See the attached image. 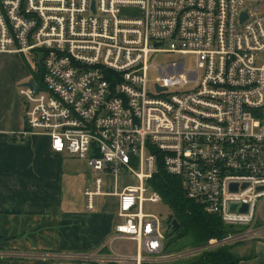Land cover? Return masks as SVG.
<instances>
[{
	"label": "built area",
	"instance_id": "obj_1",
	"mask_svg": "<svg viewBox=\"0 0 264 264\" xmlns=\"http://www.w3.org/2000/svg\"><path fill=\"white\" fill-rule=\"evenodd\" d=\"M264 0H0V53L39 56L40 91L20 89L27 131L95 174L135 177L119 195L121 222L94 252L45 255L58 264H176L222 245L264 239ZM136 9L137 15L123 14ZM245 15V18H244ZM198 58L151 66L156 54ZM158 79L149 89V71ZM190 87L181 91L178 88ZM159 163L186 197L237 229L164 254ZM104 180L87 189L88 209ZM236 189L234 190V188ZM149 195V197H148ZM232 206L236 210L232 211ZM247 206V211L241 210ZM134 242L135 253L114 250ZM0 252V257L6 256Z\"/></svg>",
	"mask_w": 264,
	"mask_h": 264
},
{
	"label": "crops",
	"instance_id": "obj_2",
	"mask_svg": "<svg viewBox=\"0 0 264 264\" xmlns=\"http://www.w3.org/2000/svg\"><path fill=\"white\" fill-rule=\"evenodd\" d=\"M4 98L0 91V105ZM1 108L0 252L7 255L0 257V264H58L44 256L94 252L121 222L122 192H117V185L115 192H103L89 210L85 191L91 182L80 176L75 158L54 152L46 134L24 135L21 108V123L9 127V119L2 117L12 113ZM116 243L114 250L121 252ZM256 243L255 257L240 264H259Z\"/></svg>",
	"mask_w": 264,
	"mask_h": 264
},
{
	"label": "rangeland",
	"instance_id": "obj_3",
	"mask_svg": "<svg viewBox=\"0 0 264 264\" xmlns=\"http://www.w3.org/2000/svg\"><path fill=\"white\" fill-rule=\"evenodd\" d=\"M261 12L264 13V5L261 6ZM123 14L126 15H137L138 11L136 9L123 10ZM39 56L34 57L32 55L23 56L21 54H8V53H0V91L3 92L5 96L4 102L0 105L1 109L4 110L6 107L12 113L7 114V116L2 117L3 120L9 119V127H13V125H19L21 123L20 118V108L22 111L26 112L28 107L27 100L20 95V89L22 86L30 81L35 80L37 83H41L40 80L43 76L42 67L40 65ZM184 62L186 65L187 71H196L197 70V62L198 58L195 55H187L186 57L179 54H156L152 55L149 59L151 66H166L172 63ZM158 74L156 70L151 69L149 71L148 79H149V89H151L156 80L158 79ZM190 87H179L178 89L181 91L188 90ZM8 103V104H7ZM4 104V106H3ZM7 104V106H6ZM19 112V113H18ZM73 162L77 164L78 169H80V176H84L87 180L91 182L89 188L95 189V180L97 178H102L104 180V188L103 192H115L116 184L115 179L110 174H95L92 169L89 167L88 162L86 160H82L79 158L73 159ZM82 184V182H81ZM127 185H138V181L135 177L126 175L124 172L120 174L119 182L117 183V192H122L123 188ZM149 197V195H148ZM109 202L112 201L111 198L107 199ZM144 213L156 215L160 218L161 227L163 233L170 232L169 227V216L170 209L163 202L152 203L146 202L143 208ZM262 216L264 218V209L262 212ZM261 219H259L257 223V227L259 225H264V223H259ZM120 221V220H119ZM237 229H244L245 227L238 226L235 227ZM231 233H236V231L230 232L226 234L223 238L227 237ZM259 242V264H264V239L262 240H251L244 243L237 244H227L217 246L215 248L210 249L209 251H214L217 249L225 248V247H235L233 251L239 256H249L252 254V251L256 249V245ZM207 243L194 246L190 238H185L181 242L178 243L177 250L173 252V255L180 254L187 250L201 248L205 246ZM135 243L131 241H118L116 243V249H119L121 252L133 254L135 253ZM204 254V252L197 253L194 256L188 257L184 260L177 262L176 264H187V260L196 258Z\"/></svg>",
	"mask_w": 264,
	"mask_h": 264
},
{
	"label": "trees",
	"instance_id": "obj_4",
	"mask_svg": "<svg viewBox=\"0 0 264 264\" xmlns=\"http://www.w3.org/2000/svg\"><path fill=\"white\" fill-rule=\"evenodd\" d=\"M40 65L44 72L41 63ZM149 185L161 196L162 202L171 212L170 232L165 234L164 254L175 252L178 243L185 238H190L192 245L199 246L211 240H220L226 234L236 231V228L226 226L220 217L207 214L202 205L188 199L181 180L167 174L161 163ZM174 220L178 224L175 230L172 226ZM233 248L235 247L206 251L199 257L187 260V264H240L244 260L255 257L254 252L249 256H239Z\"/></svg>",
	"mask_w": 264,
	"mask_h": 264
},
{
	"label": "water",
	"instance_id": "obj_5",
	"mask_svg": "<svg viewBox=\"0 0 264 264\" xmlns=\"http://www.w3.org/2000/svg\"><path fill=\"white\" fill-rule=\"evenodd\" d=\"M244 18H245V15H244ZM23 86H24V87H29V88L33 89L36 93H38V92L40 91L39 86L35 83L34 80H30V81H28V82L25 83ZM235 189H236V187L234 188V190H235ZM236 208H237L236 206H232L231 210H232V211H235ZM241 211H242L243 213H245V212L247 211V206H244V207L242 208ZM172 226H173V230H175V229L178 228V224H177V222H176L175 220L172 222Z\"/></svg>",
	"mask_w": 264,
	"mask_h": 264
}]
</instances>
